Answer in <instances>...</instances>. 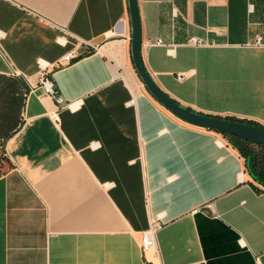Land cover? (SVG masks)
<instances>
[{
    "label": "crops",
    "instance_id": "crops-1",
    "mask_svg": "<svg viewBox=\"0 0 264 264\" xmlns=\"http://www.w3.org/2000/svg\"><path fill=\"white\" fill-rule=\"evenodd\" d=\"M137 5L161 89L264 125V0ZM130 43L128 0H0V264H264V187L150 95Z\"/></svg>",
    "mask_w": 264,
    "mask_h": 264
},
{
    "label": "water",
    "instance_id": "water-1",
    "mask_svg": "<svg viewBox=\"0 0 264 264\" xmlns=\"http://www.w3.org/2000/svg\"><path fill=\"white\" fill-rule=\"evenodd\" d=\"M128 8L131 23L130 51L133 65L150 95L172 115L187 124L208 130H216L264 146L263 128L246 122L233 121L190 110L157 85L145 67L142 58V31L137 0H128Z\"/></svg>",
    "mask_w": 264,
    "mask_h": 264
},
{
    "label": "trees",
    "instance_id": "trees-1",
    "mask_svg": "<svg viewBox=\"0 0 264 264\" xmlns=\"http://www.w3.org/2000/svg\"><path fill=\"white\" fill-rule=\"evenodd\" d=\"M216 117H219V116H216ZM223 118L233 120V121H240V122H246L249 124H254L264 129V125L258 122L252 121V120L235 118L233 116H225ZM214 131L217 132L218 134H221L223 138H226L229 141L232 147H236L239 150L238 152L244 158L247 170L250 173L253 180H255L260 186L264 187V146L261 144H256V143L243 140L235 136L224 134L216 130ZM254 147H256L255 150H253ZM4 156H5L4 149L2 146H0V159H2Z\"/></svg>",
    "mask_w": 264,
    "mask_h": 264
},
{
    "label": "built area",
    "instance_id": "built-area-1",
    "mask_svg": "<svg viewBox=\"0 0 264 264\" xmlns=\"http://www.w3.org/2000/svg\"><path fill=\"white\" fill-rule=\"evenodd\" d=\"M63 33H65V29L64 27H60L59 28ZM62 37H60L61 39ZM199 42V41H198ZM264 43V40L262 38H257L256 40V44H261ZM151 44H157V45H162L163 42L161 39H156L154 41H151ZM74 57V50H70L68 52H66L65 54H63L62 59L64 61H69ZM179 79H182L183 76H178ZM38 87L40 88L42 94L50 96L52 99H54L56 102L60 101V97L57 95L56 91L54 90V88L52 87L51 81L48 78V76L46 75L45 70H41L40 74H39V80L37 82ZM220 137L223 138V136L221 134H219ZM224 139V138H223ZM161 227V224L157 221H152L149 224V227L143 232L142 238H141V249L145 250L147 248L153 247L155 246L156 242H155V234L157 232V230Z\"/></svg>",
    "mask_w": 264,
    "mask_h": 264
},
{
    "label": "rangeland",
    "instance_id": "rangeland-1",
    "mask_svg": "<svg viewBox=\"0 0 264 264\" xmlns=\"http://www.w3.org/2000/svg\"><path fill=\"white\" fill-rule=\"evenodd\" d=\"M226 139V138H225ZM227 140V139H226ZM228 141V140H227ZM229 142V141H228ZM237 151H239L236 147H234ZM256 149V147H254V149L253 150H255Z\"/></svg>",
    "mask_w": 264,
    "mask_h": 264
}]
</instances>
